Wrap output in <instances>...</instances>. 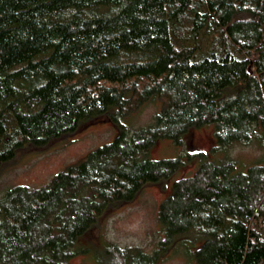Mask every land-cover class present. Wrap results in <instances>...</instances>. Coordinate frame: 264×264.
<instances>
[{
  "label": "trees",
  "instance_id": "16d2710c",
  "mask_svg": "<svg viewBox=\"0 0 264 264\" xmlns=\"http://www.w3.org/2000/svg\"><path fill=\"white\" fill-rule=\"evenodd\" d=\"M154 97L150 125L122 123ZM100 117L118 127L112 142L0 197V264H71L109 206L183 167L149 157L158 140L184 146L208 124L221 148L264 138V0H0V168ZM159 221L161 249L109 243L105 258L156 264L189 233L203 239L196 264H264V163H202L174 182Z\"/></svg>",
  "mask_w": 264,
  "mask_h": 264
},
{
  "label": "rangeland",
  "instance_id": "374dc122",
  "mask_svg": "<svg viewBox=\"0 0 264 264\" xmlns=\"http://www.w3.org/2000/svg\"><path fill=\"white\" fill-rule=\"evenodd\" d=\"M162 106L163 101L154 97L125 117L122 123L132 131L146 127L153 122ZM117 133L116 124L100 117L83 123L76 132L44 147H23L13 160L0 168V197L17 185L30 188L47 185L60 171L78 163L96 148L112 142ZM185 141L186 144L181 146L172 140L161 139L149 148L151 159L181 157L183 167L169 179L145 184L133 200L109 206L95 225L78 240L81 252L70 260L71 264H113L104 256L109 243L122 248L139 247L153 254L161 249V241L166 240L159 221V210L163 201L171 195L176 180L194 175L207 161L219 163L232 159L236 162L237 172H246L250 166L264 163V138H255L250 144L234 143L221 148L216 141L214 124L192 129ZM195 152L202 155L188 156V153ZM202 243L203 239L189 233L177 236L164 245L156 264H196L194 255Z\"/></svg>",
  "mask_w": 264,
  "mask_h": 264
}]
</instances>
